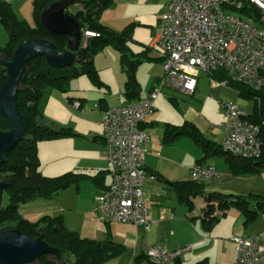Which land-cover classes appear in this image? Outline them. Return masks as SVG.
<instances>
[{"label": "crops", "instance_id": "obj_1", "mask_svg": "<svg viewBox=\"0 0 264 264\" xmlns=\"http://www.w3.org/2000/svg\"><path fill=\"white\" fill-rule=\"evenodd\" d=\"M4 1L9 3L17 18L24 19L34 26L33 0ZM166 2L167 0H161L156 14V28H152V40L158 31L159 17ZM29 15L32 18L31 21L28 19ZM7 39L8 32L0 23V46H3ZM152 40L149 41L148 49L135 68V77L139 85L136 96L132 98L124 93L126 73L121 67L120 73L114 76L119 94L115 100L110 99L111 95L107 93L109 89L112 91L113 78L112 81L106 79L102 80L104 85L89 84L82 90L69 89V92L64 93L66 107L63 110L64 118L59 120V124L45 117L49 122L60 127L66 125L76 133L46 141L52 147L49 151L51 167L49 165L48 168L56 171L55 174L74 172L82 174V177H78L76 183L70 184L51 199L37 198L20 204L19 213L29 221H36V216L41 213V216L61 215L66 228L77 232L80 236L97 240L110 236L115 242L123 245L121 252L100 264H152L146 256V251L158 241H164L169 250L184 248L180 257L171 260L168 264H197L199 261H201L200 264H233L235 253L232 237L262 231L264 228L247 230L249 224H244V217L237 208H229L224 216L211 227H207L202 214V207L205 205L204 198L199 207L201 212L200 210L193 212L194 198L197 195L191 198L192 206L189 207L178 198L177 192L169 184V182L190 180V168L198 163V159L203 155L200 146L189 136L180 135L169 142L163 140L166 123L180 125L183 121H191L202 129L197 120L198 112H196L201 105L198 99H201L200 92L203 91L201 73L192 94H185L166 86L162 87L155 100L154 111L142 124L143 130L148 135L147 151L144 157L145 169L148 174L155 176L147 177L143 184L149 217L152 220L149 229L145 230L131 222L103 221L99 218L95 208L96 195L111 181L109 166L105 158L106 144L102 136L103 112L108 106L145 96L160 83L163 69L161 62L154 59V51L150 48ZM207 76L209 77V90L221 86L214 85L210 75L207 74ZM75 100L80 102L79 107L73 106L72 103ZM219 101L216 102L219 121L216 124V130L220 133V137L219 140H212L216 143H220L222 137V130L219 127L222 119ZM90 103L92 109L89 107ZM67 112L70 113L69 116ZM202 133L205 137L204 131ZM42 142L37 143V154L39 170L41 169L42 174H45L47 166L42 167L41 162L42 148H45V145L42 147ZM220 157L222 158L221 163H218L219 160L215 156L201 161V163L211 164L216 172H221V174L218 173L219 177L216 179H219L221 175L233 174L224 158ZM33 206L36 207L33 208ZM216 213H218L217 209L214 210V214Z\"/></svg>", "mask_w": 264, "mask_h": 264}, {"label": "trees", "instance_id": "obj_2", "mask_svg": "<svg viewBox=\"0 0 264 264\" xmlns=\"http://www.w3.org/2000/svg\"><path fill=\"white\" fill-rule=\"evenodd\" d=\"M54 1L57 0H33L34 26H31L24 19L15 16L9 3L0 0V23L8 32L6 43L0 46V60H10L16 46L28 38L48 39L56 45L59 51L67 48V36L50 32L40 21L43 7ZM110 1L70 0L65 10L74 16L83 30H91L96 34L87 39L86 46L75 51V61L70 66L54 67L47 62L44 56H36L25 62L20 77L16 105L24 118L25 133L0 164V181H7L2 191L0 232L18 229L33 237L43 235L47 243L60 250V258L54 254L43 253L28 264H100L123 250V245L115 242L110 236L97 240L80 236L77 232L67 229L61 215H42L36 221H29L22 217L18 210L22 203L39 197L58 195L67 186L76 183L78 177H82V174L74 172L46 176L39 170L37 154L39 140L57 139L76 134L70 127L57 126L44 116L48 95L53 87L67 93L70 89V79L81 73L88 74L96 86L104 85L94 67L93 57L97 47L110 44L119 50L120 64L126 73L124 93L132 98L138 94L139 85L135 77V68L144 53L139 56L129 50L126 41L131 36L130 30L126 29L117 33L100 23V12L109 5ZM238 11L245 19L264 27V22L260 20V10L256 6L244 2ZM154 59L157 58L154 57ZM209 75L218 81L227 79V75L220 69ZM5 79L6 67L0 63V87ZM227 85L235 89L240 96L252 98L254 101L252 112L248 113L247 117L259 127L262 141V151L259 157L241 158L225 152L220 143L204 137L198 127L189 121H184L180 125L166 123L163 140L169 142L180 135L189 136L203 152L198 163L206 158L219 155L224 158L233 174L257 173L259 167L264 165V86L259 90H254L233 81H227ZM68 98L71 99L69 96ZM8 128L7 118L0 112V129ZM169 184L177 192L178 198L189 207L192 206V197L198 194L203 195L205 205L202 207V214L207 227H211L224 216L229 208H237L242 213L246 225L264 212V196L258 194L246 196L220 191L205 192L204 183L192 179L169 182ZM252 198L254 202H251ZM215 209L218 210L216 214H214Z\"/></svg>", "mask_w": 264, "mask_h": 264}, {"label": "built area", "instance_id": "obj_3", "mask_svg": "<svg viewBox=\"0 0 264 264\" xmlns=\"http://www.w3.org/2000/svg\"><path fill=\"white\" fill-rule=\"evenodd\" d=\"M244 2L256 6L264 22V0H167L150 45L163 69L160 83L145 96L108 106L103 112L102 136L111 181L95 197L101 220L131 222L145 230L151 225L143 184L154 176L145 169L148 135L141 125L154 111L162 87L192 94L199 74L209 75L217 69L224 71L227 79H213L214 85L233 81L254 90L264 86V27L241 16L238 10ZM95 34L82 28V47ZM72 104L80 106L76 100ZM218 105L222 149L235 157H259V127L248 120L245 107L233 100L219 101ZM190 177L203 182L219 174L211 164L195 163ZM232 240L233 264H264V230L234 235ZM183 251L169 250L164 241H158L146 256L152 264H168Z\"/></svg>", "mask_w": 264, "mask_h": 264}, {"label": "rangeland", "instance_id": "obj_4", "mask_svg": "<svg viewBox=\"0 0 264 264\" xmlns=\"http://www.w3.org/2000/svg\"><path fill=\"white\" fill-rule=\"evenodd\" d=\"M160 5L161 0H111L109 5L101 10L99 20L102 25L106 26L113 32L121 33L126 29L130 30L131 36L126 41V45L129 50L139 54L140 56L149 47V41L152 40V28H156V14ZM28 19L29 21L32 20L30 15L28 16ZM93 64L99 73L100 80L105 81L106 79H109L112 81L113 78L112 91L109 89V92L107 93L108 95H111L109 97L110 99L112 98V100H115L119 96L118 87L114 81L115 74L120 73L119 71L121 70L119 50L110 44L97 47L94 52ZM200 78L203 91L200 92L201 99H198V102L201 105L198 109H196V112H198L197 120L203 130L199 127L198 129L201 133L204 131L205 135L209 139L219 140L220 133L216 130V124L219 122L218 114L216 112V102L219 100L225 101L230 99L245 107L247 112L250 113L252 112L254 101L252 98L240 96L228 85H221L209 90V77L207 74L205 72H201ZM89 84L95 86L93 80L86 73H81L76 77L71 78L69 81L70 90L72 91L78 89L82 90V88H85L87 85L89 86ZM96 96H99L98 93ZM63 97L64 92H62L59 88L53 87L49 92L44 109V115L54 123H58L59 120L64 118L63 110L66 106L64 104ZM190 98H192V96H190ZM89 107L92 109L91 103L89 104ZM66 114L69 116L70 113L67 112ZM60 125L62 126V124ZM63 126L68 127L66 125ZM202 135L204 134L202 133ZM49 140H39L43 141V144H41L42 147L45 145V148H42V167L47 166L44 171L46 172V176H57L59 174H55L56 171L48 168L49 165L51 167V164H49V151L52 149V147L47 144L49 142H46ZM215 157L219 160L218 163H221L222 158L218 155ZM217 173L221 174V172ZM203 188L206 192L217 190L223 193H233L246 196L251 194L264 196V165L259 167V171L257 173H241L238 175L232 174L230 176L221 175L219 179L204 180ZM39 198L44 200L51 199V197ZM194 199L195 205L193 212H199L203 196L200 194ZM251 202H254V198L251 199ZM35 207L36 206H33V208ZM41 214L36 216V219H38ZM257 228H264V212L259 214V216L248 225L247 230Z\"/></svg>", "mask_w": 264, "mask_h": 264}, {"label": "water", "instance_id": "obj_5", "mask_svg": "<svg viewBox=\"0 0 264 264\" xmlns=\"http://www.w3.org/2000/svg\"><path fill=\"white\" fill-rule=\"evenodd\" d=\"M69 3L70 0L54 1L45 5L40 13L41 23L50 32L67 36V48L64 51H59L48 39L28 38L16 46L10 60H0L6 67V79L0 87V112L7 118L9 125L6 130L0 129V164L25 133L24 118L16 105L25 62L36 56H44L51 66L67 67L75 61V51L82 47V27L65 10ZM6 184V180L0 181V207ZM43 253L60 258L59 248L47 243L43 235L33 237L18 229L0 232V264H28Z\"/></svg>", "mask_w": 264, "mask_h": 264}]
</instances>
